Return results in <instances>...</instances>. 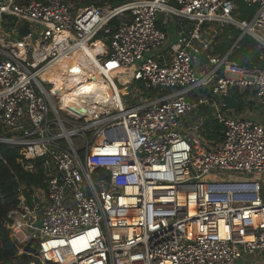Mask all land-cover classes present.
Returning a JSON list of instances; mask_svg holds the SVG:
<instances>
[{"label": "built area", "instance_id": "2783aa9c", "mask_svg": "<svg viewBox=\"0 0 264 264\" xmlns=\"http://www.w3.org/2000/svg\"><path fill=\"white\" fill-rule=\"evenodd\" d=\"M232 28L241 35L216 54ZM245 36L259 51L253 66L231 59ZM95 42L106 48L99 62L129 73L102 72L111 95L93 107L65 98L64 65L61 82L42 77ZM263 65L264 0H2L0 143L24 148L27 172L41 159L45 174L44 186L19 188L3 222L18 254L30 264H259L264 124L227 99L239 91L264 106ZM135 83L125 106L119 86ZM212 123L222 127L213 138Z\"/></svg>", "mask_w": 264, "mask_h": 264}, {"label": "trees", "instance_id": "16d2710c", "mask_svg": "<svg viewBox=\"0 0 264 264\" xmlns=\"http://www.w3.org/2000/svg\"><path fill=\"white\" fill-rule=\"evenodd\" d=\"M125 1L127 0H85L84 3L80 5L76 0H71L77 8L89 7L92 5L103 7L106 4L117 6L122 5ZM243 17H245V15ZM228 33L231 34V38ZM240 35L241 32L235 28H232L230 31L227 30L221 37V43L216 47L215 53L221 55L226 54ZM256 45L252 37L245 36L240 42L239 47L233 52L231 59L237 61L240 65L253 66L258 62L259 55ZM98 50H100L102 54L106 53V48L102 43L95 42L92 45L91 51L96 57H98ZM113 71L114 69L110 70L111 73H113ZM115 75L116 74H114V76ZM92 84L97 86L98 91L101 90L99 83L92 81ZM227 103L230 107L237 108L240 111L247 105L242 95L239 94V91H235L232 98L227 99ZM208 128L212 138L222 129V127L217 126L215 123H212L211 127L208 126ZM23 158L24 148L0 143V264H30L33 260L32 257L18 254V250L11 241L9 232L3 224L8 213L13 208L17 207L19 203L18 191L21 186L31 191L34 187L44 186L45 174L41 159L35 162L36 172L31 173L25 171L24 167L18 163L19 159ZM25 193L30 195L28 191Z\"/></svg>", "mask_w": 264, "mask_h": 264}, {"label": "bare ground", "instance_id": "6f19581e", "mask_svg": "<svg viewBox=\"0 0 264 264\" xmlns=\"http://www.w3.org/2000/svg\"><path fill=\"white\" fill-rule=\"evenodd\" d=\"M88 49L91 50L92 46L75 50L74 53L64 61L63 64L54 66L48 73L43 75L42 79L47 80L51 83H55L58 81L61 82L62 79H61L60 70L61 67L64 65V67L67 69V73L70 75H67L66 81L63 82L66 85V87L69 88L72 92L71 94H65L64 95L65 98L69 100L75 97L80 102L86 105L96 107V105L93 104L94 103L93 100L95 98L98 99L100 95H108V93L111 95V93L109 87H107V85H105V83L101 81L102 75L100 73L95 72L96 70L95 68H92L93 61L89 54ZM101 54L102 52L98 50L97 55L99 56ZM80 64H82L81 67ZM82 73L83 75H81ZM125 73H129V71L127 69H122V68L117 69V73L115 76H113V79L117 78V76H123ZM80 80L82 81L80 82ZM91 80L99 83L103 87V90L98 91L95 85L92 86L93 88L92 90L94 92L93 95H95L94 98L89 97V95H87L88 93L80 92L77 88V84L79 85V83H81L83 84V86H86L89 84ZM79 87L81 89L80 85ZM110 103H111V107L112 106L116 107V103L113 102V98L111 97H110Z\"/></svg>", "mask_w": 264, "mask_h": 264}, {"label": "rangeland", "instance_id": "374dc122", "mask_svg": "<svg viewBox=\"0 0 264 264\" xmlns=\"http://www.w3.org/2000/svg\"><path fill=\"white\" fill-rule=\"evenodd\" d=\"M84 1L85 0H76V2L79 3L80 5L82 3H84ZM254 11H255L254 8L251 9V8H248L245 5H242L241 6V14L242 15L244 14L245 17H251L253 15ZM246 13H248V14H246ZM89 54H90V56L92 58V61H93L92 68H95L96 69L95 72L100 73V74L102 72H105L110 77V79L113 80V76H114V74L117 73V69H114L113 73H111L110 70L113 69V68H111L108 65H105L104 66L101 62H99L98 58L95 57L94 54H92L90 52H89ZM127 74L128 73H125L124 75H127ZM81 81L82 80H80V82ZM101 81L104 82V78L103 77H101ZM79 85L81 86V89H80ZM79 85L77 84V88H78V90L80 92L88 93L87 95H93L94 92L92 90L93 89L92 86H94V85L92 84V80L86 86H83V84H81V83H79ZM100 87H101V90H103V87L101 85H100ZM119 89H120V94L122 96L124 105L125 106H130L131 105V97L135 94V92H138L139 91V87L135 83V84H132L131 86H128V87L119 86ZM242 98L247 103L246 109L241 112L242 115L245 116V117H247V110H250V117L249 118L252 119V120H254V121H256V122H260V123L264 124V106L258 105L256 103H253V104L250 103L249 104V102L253 101V97H250L249 94L242 95ZM113 102L116 103L117 100L116 99H113ZM205 113H208V111L203 110L202 111V114L205 115ZM263 259H259V257H256L255 256V257H252L250 259V262L256 263L259 260V264H261L262 262H264Z\"/></svg>", "mask_w": 264, "mask_h": 264}, {"label": "water", "instance_id": "95a60500", "mask_svg": "<svg viewBox=\"0 0 264 264\" xmlns=\"http://www.w3.org/2000/svg\"><path fill=\"white\" fill-rule=\"evenodd\" d=\"M2 0H0L1 2ZM20 34L22 36H26L29 32L28 24L27 23H22V25L19 28Z\"/></svg>", "mask_w": 264, "mask_h": 264}, {"label": "crops", "instance_id": "0c3cea01", "mask_svg": "<svg viewBox=\"0 0 264 264\" xmlns=\"http://www.w3.org/2000/svg\"><path fill=\"white\" fill-rule=\"evenodd\" d=\"M88 51H89L90 53L94 54L91 50L88 49ZM94 55H95V54H94ZM95 57H96V56H95Z\"/></svg>", "mask_w": 264, "mask_h": 264}]
</instances>
